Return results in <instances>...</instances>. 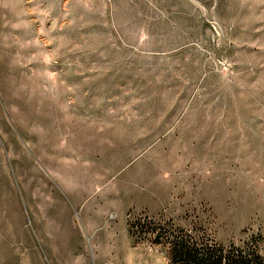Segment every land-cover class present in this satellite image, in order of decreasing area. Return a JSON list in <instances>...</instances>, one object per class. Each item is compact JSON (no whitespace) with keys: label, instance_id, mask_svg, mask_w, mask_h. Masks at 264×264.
<instances>
[{"label":"rangeland","instance_id":"rangeland-1","mask_svg":"<svg viewBox=\"0 0 264 264\" xmlns=\"http://www.w3.org/2000/svg\"><path fill=\"white\" fill-rule=\"evenodd\" d=\"M145 217L264 255V0H0V264H169Z\"/></svg>","mask_w":264,"mask_h":264},{"label":"trees","instance_id":"trees-1","mask_svg":"<svg viewBox=\"0 0 264 264\" xmlns=\"http://www.w3.org/2000/svg\"><path fill=\"white\" fill-rule=\"evenodd\" d=\"M131 235L151 234V240L166 246L169 264H264V255L258 248L257 237L252 235L244 244L224 245L211 238L199 242L184 228H167L161 222L145 217L127 221Z\"/></svg>","mask_w":264,"mask_h":264},{"label":"crops","instance_id":"crops-1","mask_svg":"<svg viewBox=\"0 0 264 264\" xmlns=\"http://www.w3.org/2000/svg\"><path fill=\"white\" fill-rule=\"evenodd\" d=\"M153 205H155V203H154ZM159 206H160V205L157 204L156 207L154 208V210L158 209ZM85 231H86V234H90L91 236H92V235H93V236L96 235V230H95L94 227H92V224H91L90 221H86ZM109 247H111V246H109ZM94 251H95V249H94ZM111 251H112V250L110 249V250H109V253H111ZM99 256H100V260L103 259V258L101 257V255H99ZM68 264H75V262H71V263H68ZM96 264H113V261H110V262H104V263H102L101 261H99V262H96ZM126 264H135V258H134V256H133L132 254L128 257V260H127Z\"/></svg>","mask_w":264,"mask_h":264}]
</instances>
